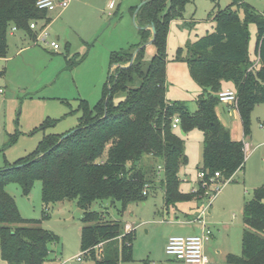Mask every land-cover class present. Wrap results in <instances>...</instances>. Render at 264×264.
Instances as JSON below:
<instances>
[{"label": "trees", "instance_id": "1", "mask_svg": "<svg viewBox=\"0 0 264 264\" xmlns=\"http://www.w3.org/2000/svg\"><path fill=\"white\" fill-rule=\"evenodd\" d=\"M38 1L0 0V57L7 56L8 32L14 26L34 41L37 31L30 28V22H50L49 12L40 9ZM189 1L144 3L136 13L142 26L136 55L135 48L111 52L110 64L118 67L110 73L108 86L93 107L80 99L81 116L78 126L69 131L72 133L64 139L66 133L46 134L33 152L0 168V256L7 264H48L54 259L51 244L60 241L57 234L40 225L39 219L20 214L14 198L4 190L10 177L18 180L25 193L40 179L46 207L60 201H77L83 211V255L94 264H121L134 260L135 229L126 231L121 220L107 217L105 211L92 210L94 202H120L123 211L131 202L145 201L151 187L163 189L167 209L181 202H205L203 180L199 179L193 191L181 188L180 171L187 165L188 156L185 140L176 128H199L203 132L199 172H206L207 181L217 171L221 180L232 181L235 172L244 167L252 112L257 104L264 103V11L244 0H232L216 13L215 31L188 43L185 56L183 48L177 50V58L186 61L191 76L202 87L197 109L191 112L185 103L170 102L166 95L170 23L182 17ZM251 24L257 29L256 57L250 54ZM152 25L156 51L145 67V44L153 37L146 26ZM137 78L140 85L133 87ZM224 83H230L237 93L243 139H234L217 115L216 108L221 104L218 92L225 88ZM118 93L125 95L115 102ZM174 118L179 120L175 128ZM52 123L45 121L42 127ZM146 157L162 159L160 186L156 184L159 174ZM242 216V252L228 254L227 261L264 264V185L253 190V196L244 203Z\"/></svg>", "mask_w": 264, "mask_h": 264}, {"label": "rangeland", "instance_id": "2", "mask_svg": "<svg viewBox=\"0 0 264 264\" xmlns=\"http://www.w3.org/2000/svg\"><path fill=\"white\" fill-rule=\"evenodd\" d=\"M142 1L71 0L59 16L56 17L58 11L54 12V22L48 29L49 38L57 39L56 35L59 36V50H53L43 42L35 44L29 41L21 30L15 34L9 30L8 53L6 58H0V71H5L0 75V168L33 152L46 134H65L75 129L81 116L80 99L87 100L93 107L102 98L110 73H115L118 67V64H110L111 52L136 50L141 42L140 18L136 17V11ZM244 1L260 12L264 11V0ZM111 2L113 7L109 6ZM231 2L190 0L182 17L171 21L166 82V95L170 102H183L191 112L197 109L202 87L191 76L186 61L177 58V50L183 48L182 55L185 56L188 43L215 31L216 13ZM39 23L44 24L42 20ZM249 30L250 54L255 57L256 26L251 24ZM20 35L26 38L22 40ZM155 51L154 44L146 45L145 67ZM84 55V59L75 64ZM131 85L139 86L140 79H135ZM124 95L118 93L114 101H119ZM236 118L231 119V135L243 139L242 121L240 117ZM45 121L54 123L43 128ZM176 132L184 138L188 156L187 165L180 171L181 188L190 192L198 186L199 167L203 160V132L199 128L184 131L181 126ZM248 136L245 142L257 144L264 141V103L257 104L252 112L251 134ZM105 157L106 154L103 159ZM145 160L151 162L162 176L158 167L162 164L161 158L146 157ZM242 173H238L235 181L225 184L211 200L208 220L214 240L207 246L210 264H230L228 254L240 255L242 252L243 202L264 183V146L257 147L249 156L245 175L249 181L243 182ZM4 190L14 198L24 218L39 219L42 227L59 236L60 241L51 244L54 259L48 264H94L81 251L83 211L77 201H60L46 207L40 179L34 181L29 193H25L13 176L5 181ZM208 199L207 195L205 203ZM111 202L96 201L91 209L105 211L107 217L121 220L124 228L126 223H130L135 229L134 260L121 264H185L166 252L163 239L194 232L189 229L195 224L185 223V211L188 209L182 208L189 203L180 205L182 210L175 207L167 209L162 189L154 187L149 188L145 201L131 202L123 211L120 202L115 205ZM0 264H5L1 257Z\"/></svg>", "mask_w": 264, "mask_h": 264}, {"label": "built area", "instance_id": "3", "mask_svg": "<svg viewBox=\"0 0 264 264\" xmlns=\"http://www.w3.org/2000/svg\"><path fill=\"white\" fill-rule=\"evenodd\" d=\"M71 0H39L37 5L40 9H45L49 13L54 11L65 10ZM113 5V3L111 4ZM43 25L39 21H31L30 28L37 31V36L34 40L35 44L43 42L48 44L53 50H59L60 46L57 39L49 38V23L42 20ZM14 26L12 30H16ZM2 91V90H1ZM221 103L226 104L232 111H238V98L235 89L231 87L223 88L218 92ZM178 126V119L174 118L173 127ZM162 169L161 166H159ZM206 172H199V179L202 181V187L206 188L205 195L209 196L208 201L204 202L200 208L197 218L194 220L201 226V233L189 235H175L169 237L166 244V252L169 255L175 256L177 259L183 261L185 264H208L209 257L205 252V245L211 239L212 229L208 221L209 206L212 198H214L219 190L231 181V178L221 180V173L215 172L209 181L205 179ZM81 260V257H78Z\"/></svg>", "mask_w": 264, "mask_h": 264}, {"label": "crops", "instance_id": "4", "mask_svg": "<svg viewBox=\"0 0 264 264\" xmlns=\"http://www.w3.org/2000/svg\"><path fill=\"white\" fill-rule=\"evenodd\" d=\"M112 2L110 3V7H113L112 5ZM54 12H56V11H54ZM54 12H50L49 13V17H50V23H49V27H50V25L51 24H53V22H54V19H53V15H54ZM62 13V11L60 12V11H58V13H57V15H56V17L57 16H59L60 14ZM40 24V23H39ZM16 31H19L18 29H16V30H12V33L13 34H15L14 32H16ZM20 37H21V39L23 40L24 38H26V37H24L23 35H20ZM56 38L58 39L59 38V36L58 35H56ZM28 39H29V41H31V42H33V40L28 36ZM34 43V42H33ZM256 57V56H255ZM0 58H6V57H0ZM0 74H1V71H0ZM224 86H225V88H227V87H232L231 86V84L230 83H224ZM216 112H217V115H218V117L220 118V120L222 121V123L224 124V125H226L229 129H230V131H231V125H230V123H231V119H235L236 117H239V113H238V111H232L226 104H223V103H221V105H219V106H217V108H216ZM237 119V118H236ZM177 129V128H176ZM232 134V133H231ZM233 137V136H232ZM234 139H238V138H235V137H233ZM260 146H264V141H262V142H260V143H257V144H254V143H252L251 141H247V142H245V154H246V162H245V165H244V167L243 168H240V169H238L236 172H235V174L233 175V177H232V181H230V182H233V181H235V177L238 175V173L240 172V171H243V173H242V178H244L243 179V182H244V180H246L247 179V177L245 176L246 175V170H247V164H248V161H249V156H250V154L257 148V147H260ZM161 177L162 176H159V179H158V181H160L161 180ZM248 180V179H247ZM249 181V180H248ZM229 182V183H230ZM264 182V181H263ZM156 184L158 185V186H160V183H157L156 182ZM263 185H264V183H263ZM159 189H162L161 187L159 188ZM195 189H197V187L195 188ZM195 189H193V190H195ZM162 191H163V189H162ZM231 191H232V189H231ZM164 193V192H163ZM250 199V198H249ZM216 200H217V198H216ZM248 199H244V202H243V206H244V203L247 201ZM194 201H188V202H181V203H179L178 205H177V207H175V208H177V209H179V210H182V209H180V205H182V204H184V203H193ZM203 202H196L195 201V203L194 204H188V205H186L185 207L183 206L182 208H185V209H188V212L187 211H185L186 212V220H185V223H188V224H195L194 226H193V228H190L189 230L190 231H194L193 233H190V234H199V233H201V231H202V229H201V226L198 224V222H196V221H194L196 218H197V216H198V214H199V211H200V208L203 206V204H202ZM190 210V211H189ZM192 211V212H191ZM242 211H243V207H242ZM190 212V213H189ZM209 213H210V210H209ZM191 215H193V216H191ZM209 221V220H208ZM197 224V225H196ZM209 224H210V226H211V223L209 222ZM126 228H125V230L127 231V230H129V229H132V225L130 224V223H126ZM243 229H244V227H243ZM187 235H189V234H187ZM168 239H169V237H165L164 239H163V243H164V245L165 244H167V241H168ZM211 240L213 241L214 240V233L212 234V236H211V239L206 243V245H205V252H206V254L208 255V253H207V246L209 245V243L211 242ZM1 257V256H0ZM209 257V256H208ZM2 259V258H1ZM3 260V259H2ZM4 261V260H3ZM5 262V264H7L6 263V261H4ZM211 263V260H210V258H209V263L208 264H210Z\"/></svg>", "mask_w": 264, "mask_h": 264}, {"label": "water", "instance_id": "5", "mask_svg": "<svg viewBox=\"0 0 264 264\" xmlns=\"http://www.w3.org/2000/svg\"><path fill=\"white\" fill-rule=\"evenodd\" d=\"M147 1H148V0H144V1H142V3H141V4L139 5V7L137 8L136 13H137L138 10L140 9V7H141L144 3H146ZM148 27L151 28L152 33H153V37H152V38H151V39H150L145 45L151 44V43L153 42V39H154V36H155V33H156V31H155V27H154L153 25H152V26H146V28H148ZM139 28H142V26H140ZM137 51H138V49L135 50L134 55H136ZM130 64H131V62H130L129 64L125 65V66H128V65H130ZM70 133H72V132H68V133H66L65 135L62 136L61 139H64V138L67 137ZM111 203L113 204L114 201L112 200Z\"/></svg>", "mask_w": 264, "mask_h": 264}]
</instances>
